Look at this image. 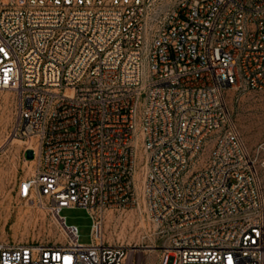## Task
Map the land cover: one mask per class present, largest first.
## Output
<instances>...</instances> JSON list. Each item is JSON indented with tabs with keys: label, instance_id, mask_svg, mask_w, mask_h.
Returning <instances> with one entry per match:
<instances>
[{
	"label": "built area",
	"instance_id": "1",
	"mask_svg": "<svg viewBox=\"0 0 264 264\" xmlns=\"http://www.w3.org/2000/svg\"><path fill=\"white\" fill-rule=\"evenodd\" d=\"M233 90H264V0H0L10 137L35 145L16 196L58 217L64 237L0 240V264H127L144 251L159 264H264V144L253 159ZM139 191L150 244L108 242L104 213L140 206ZM65 208L89 211L90 244Z\"/></svg>",
	"mask_w": 264,
	"mask_h": 264
},
{
	"label": "rangeland",
	"instance_id": "2",
	"mask_svg": "<svg viewBox=\"0 0 264 264\" xmlns=\"http://www.w3.org/2000/svg\"><path fill=\"white\" fill-rule=\"evenodd\" d=\"M233 124L254 159L257 149L264 144V90L229 92ZM15 121V96L0 91V240L9 243L49 242L64 243L59 229V218L34 208L17 199L20 182L33 175L36 161L27 158V148L34 142L10 137ZM204 160L206 156L203 157ZM258 178L264 193V166L261 157L256 165ZM143 178V176H141ZM141 180V179H140ZM141 182L139 183V185ZM140 206L128 210H107L102 230L105 239L112 244H132L146 247L143 240L145 228L151 227L142 191ZM60 215L68 226L76 227L79 243L88 245L93 239V218L87 209L65 208ZM161 243H157L160 246ZM159 251L134 253L127 264H159Z\"/></svg>",
	"mask_w": 264,
	"mask_h": 264
},
{
	"label": "water",
	"instance_id": "3",
	"mask_svg": "<svg viewBox=\"0 0 264 264\" xmlns=\"http://www.w3.org/2000/svg\"><path fill=\"white\" fill-rule=\"evenodd\" d=\"M26 154H27V158L28 159H33L34 158V153H33L32 150H28Z\"/></svg>",
	"mask_w": 264,
	"mask_h": 264
}]
</instances>
